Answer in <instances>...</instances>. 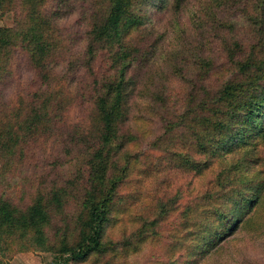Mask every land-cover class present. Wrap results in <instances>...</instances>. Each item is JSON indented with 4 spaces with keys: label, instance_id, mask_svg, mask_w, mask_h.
I'll list each match as a JSON object with an SVG mask.
<instances>
[{
    "label": "trees",
    "instance_id": "16d2710c",
    "mask_svg": "<svg viewBox=\"0 0 264 264\" xmlns=\"http://www.w3.org/2000/svg\"><path fill=\"white\" fill-rule=\"evenodd\" d=\"M186 1L173 0L175 10ZM221 1L213 0L209 10ZM229 1L226 9L258 15L264 27V0ZM55 2L0 0L1 14L15 13L12 27H0V180L28 165L44 143L74 162L70 178L41 185L28 202L21 195L24 185H5L0 264H8L4 258L14 252L51 253L55 264H122L153 237L182 197L160 203L151 221L132 219L120 195L128 182L142 183L134 178L137 158L131 151L143 137L166 154L164 167L203 181L195 200L180 210L181 232L173 234L176 242L161 264H197L237 229L263 236L264 29L250 45L225 42L226 58L218 64L203 60L194 81L185 83L182 101L164 85L139 107L131 72L153 50L140 51L133 37L147 23L152 0ZM75 13L78 47L60 33ZM18 62L33 86L18 81ZM16 89L20 95L11 98ZM157 164L148 165L145 178L156 175ZM123 217L142 224L128 241L108 238Z\"/></svg>",
    "mask_w": 264,
    "mask_h": 264
},
{
    "label": "rangeland",
    "instance_id": "374dc122",
    "mask_svg": "<svg viewBox=\"0 0 264 264\" xmlns=\"http://www.w3.org/2000/svg\"><path fill=\"white\" fill-rule=\"evenodd\" d=\"M229 2L222 0L211 12L213 9L209 8L214 4L213 0H187L180 10H175L173 0H152V5L146 8L147 23L135 32L133 37L134 45L140 51L153 50L150 55L148 53V59L137 62L131 72L133 98L137 106L141 107L146 101H152L153 96L162 91L164 85H169L172 94L182 101L185 83L188 80L194 81L195 75L201 70L203 60L209 58L214 64H218V61L226 58L225 42L229 43L228 41L235 39L250 45L258 40V36L262 35L260 30L264 29L262 18L258 15H249L240 7L234 6L229 11L226 9L230 6ZM55 4V0H50V6ZM76 17L75 13L64 21L60 33L63 37L69 35L67 39L78 47L81 34L79 39L73 27L76 26L74 24ZM14 18L13 11H6L3 14L0 12V27H12ZM13 68L15 74L19 75L18 81L23 87L33 83L32 77L25 73L22 63L18 62V66ZM226 69L218 70L220 79L225 78ZM19 95L17 90L10 97ZM149 96L150 98L146 100ZM176 102L178 101L172 105L178 106ZM132 125L137 129H146L144 124L139 122L135 124L132 122ZM150 140L143 137L131 151V157L137 158L134 178L138 175L142 183L137 181L124 185L121 200L130 205L132 219L143 216L151 221L160 203H166L171 197L179 196L182 199L177 209L172 210L170 217L157 225L153 237L140 245L136 252L119 260L122 264L166 262L169 256L167 248L176 242L175 234L181 232L179 212L187 203L195 200L196 191L203 184V181L202 184H198V179L192 174L164 167L166 154L161 150H152L149 146ZM151 163L161 165L157 164L158 172L154 173L156 174L154 177L145 178L146 170ZM73 164L74 162L70 164L68 155H56L49 150V143H44L42 152L30 159L28 165L11 170V176L6 182L0 180V192L6 189V184L11 186L16 184L17 187L24 185L21 195L28 202L41 185L48 184L54 179L70 178ZM15 191L20 194L18 189ZM128 220L123 217L111 229L108 238L128 241L136 228L142 224L135 221L136 225L129 223ZM258 233L256 230L238 229L232 234L229 233L222 239L225 241L218 250L214 251L216 248L213 250L214 254L210 253L197 264H264V235L260 237ZM4 259H8V264H55L57 261L53 254L43 252H14Z\"/></svg>",
    "mask_w": 264,
    "mask_h": 264
}]
</instances>
